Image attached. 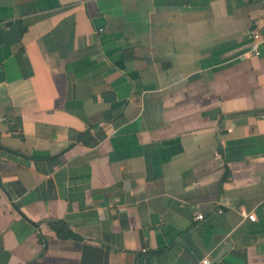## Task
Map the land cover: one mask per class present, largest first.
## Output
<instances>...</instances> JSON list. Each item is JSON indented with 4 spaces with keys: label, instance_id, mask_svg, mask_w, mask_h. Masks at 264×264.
Masks as SVG:
<instances>
[{
    "label": "crops",
    "instance_id": "0c3cea01",
    "mask_svg": "<svg viewBox=\"0 0 264 264\" xmlns=\"http://www.w3.org/2000/svg\"><path fill=\"white\" fill-rule=\"evenodd\" d=\"M255 23L264 0H0V264H264Z\"/></svg>",
    "mask_w": 264,
    "mask_h": 264
},
{
    "label": "built area",
    "instance_id": "2783aa9c",
    "mask_svg": "<svg viewBox=\"0 0 264 264\" xmlns=\"http://www.w3.org/2000/svg\"><path fill=\"white\" fill-rule=\"evenodd\" d=\"M249 38V47L244 53V57L259 56L261 54L260 45L262 41H264V24L260 25L255 23L249 31ZM244 215L250 220H255L256 218L255 213H244ZM195 218L201 219L203 218V215L201 213H197L195 214ZM202 264H209V259H203Z\"/></svg>",
    "mask_w": 264,
    "mask_h": 264
},
{
    "label": "trees",
    "instance_id": "16d2710c",
    "mask_svg": "<svg viewBox=\"0 0 264 264\" xmlns=\"http://www.w3.org/2000/svg\"><path fill=\"white\" fill-rule=\"evenodd\" d=\"M46 224L60 238H79V236L71 229V227L62 219H49ZM45 237L41 234L40 240L44 242Z\"/></svg>",
    "mask_w": 264,
    "mask_h": 264
},
{
    "label": "water",
    "instance_id": "95a60500",
    "mask_svg": "<svg viewBox=\"0 0 264 264\" xmlns=\"http://www.w3.org/2000/svg\"><path fill=\"white\" fill-rule=\"evenodd\" d=\"M222 256V253L220 254V255H218L217 257H216V259L212 262V263H210V264H214L220 257Z\"/></svg>",
    "mask_w": 264,
    "mask_h": 264
}]
</instances>
